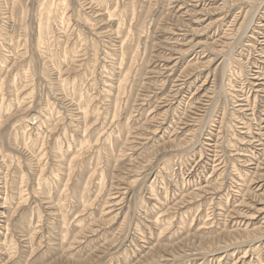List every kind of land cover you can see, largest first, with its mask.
I'll list each match as a JSON object with an SVG mask.
<instances>
[{"label": "rangeland", "instance_id": "1", "mask_svg": "<svg viewBox=\"0 0 264 264\" xmlns=\"http://www.w3.org/2000/svg\"><path fill=\"white\" fill-rule=\"evenodd\" d=\"M0 264H264V0H0Z\"/></svg>", "mask_w": 264, "mask_h": 264}, {"label": "bare ground", "instance_id": "2", "mask_svg": "<svg viewBox=\"0 0 264 264\" xmlns=\"http://www.w3.org/2000/svg\"><path fill=\"white\" fill-rule=\"evenodd\" d=\"M227 35V34H226ZM208 123V122H207Z\"/></svg>", "mask_w": 264, "mask_h": 264}]
</instances>
